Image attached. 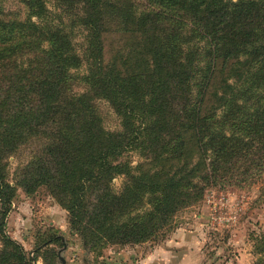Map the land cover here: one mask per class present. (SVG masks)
<instances>
[{
    "label": "trees",
    "instance_id": "16d2710c",
    "mask_svg": "<svg viewBox=\"0 0 264 264\" xmlns=\"http://www.w3.org/2000/svg\"><path fill=\"white\" fill-rule=\"evenodd\" d=\"M22 3L0 13V264H32L5 233L18 189L44 188L100 254L165 236L223 178L264 175V0Z\"/></svg>",
    "mask_w": 264,
    "mask_h": 264
},
{
    "label": "rangeland",
    "instance_id": "374dc122",
    "mask_svg": "<svg viewBox=\"0 0 264 264\" xmlns=\"http://www.w3.org/2000/svg\"><path fill=\"white\" fill-rule=\"evenodd\" d=\"M23 12L22 0H0L3 15L19 18L24 17ZM120 44L119 37H108L107 53ZM79 87L74 90L80 91ZM96 104L106 131H119V120L109 105L103 101ZM132 155L136 164L139 158ZM26 156L21 150L8 159L11 183ZM223 179V183L208 187L198 204L180 211L177 226L162 234L165 236L142 244L107 246L100 254L90 252L71 230L67 212L44 188L33 195L17 190L5 220V233L22 247L32 264H45L50 253L54 264H258L264 257L255 252L256 237L264 233V175L239 183ZM121 182L114 179V187L119 189Z\"/></svg>",
    "mask_w": 264,
    "mask_h": 264
}]
</instances>
